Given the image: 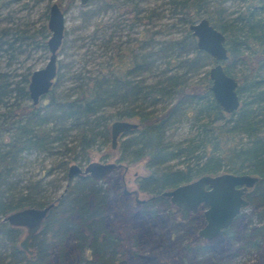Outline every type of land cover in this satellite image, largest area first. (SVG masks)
<instances>
[{"label": "trees", "instance_id": "1", "mask_svg": "<svg viewBox=\"0 0 264 264\" xmlns=\"http://www.w3.org/2000/svg\"><path fill=\"white\" fill-rule=\"evenodd\" d=\"M9 1L0 0V7ZM72 1L66 0L62 10ZM98 1L93 12L121 9V20H129L128 27L141 24L154 11L145 13L139 7L144 0ZM209 1L232 0H168L180 26L164 39H154L156 31L143 25L137 36L116 42L113 33L104 32L111 28L109 23L95 43L103 57L93 68L82 66L73 73L66 62L56 59L54 79L40 105L23 103L29 99L30 71L9 72L0 65V105L16 107L0 120V216L50 202L38 181L52 169H59L66 182L47 211L39 242L48 253L60 248L63 257L44 264H111L121 257L131 264H223L228 262L222 261L225 257L245 250L255 258L242 264H264V180L247 191L246 207L208 240L196 234L202 223L199 212L179 219L168 198L157 195L203 173L247 172L264 177V0H243L242 6L222 18L204 16L224 34L227 56L221 65L237 81L240 102L229 113L214 101L207 71L202 70L215 60L195 46L188 29ZM46 16L44 12L37 27L27 21L0 23V57L6 58V64L29 43L47 49ZM237 64L242 69L237 70ZM64 73L70 74L66 78L70 83L58 89ZM182 117L192 119L194 131L169 140L167 129ZM114 119L137 123L119 135L116 160L126 164L145 160L147 173L136 184L147 195L137 208L122 200L113 183L95 186V179L87 174L66 177L68 162L86 160L93 145L107 142V122ZM31 151L56 154L57 159L49 168H41L34 182L12 186L8 177L28 161ZM116 208L121 211L117 217ZM252 214L260 221L252 223ZM17 236L0 224V244L11 246L0 264H34L14 257ZM108 256L110 261L105 259Z\"/></svg>", "mask_w": 264, "mask_h": 264}, {"label": "rangeland", "instance_id": "2", "mask_svg": "<svg viewBox=\"0 0 264 264\" xmlns=\"http://www.w3.org/2000/svg\"><path fill=\"white\" fill-rule=\"evenodd\" d=\"M51 1L59 2L61 9L63 3L66 2V0H11L6 5L0 7V23L9 24L10 22L8 21H12L13 23H25L27 21L33 23L34 27H37L43 22L44 12H47L48 4ZM98 3V0H89L84 4H80L77 0H74L71 3H68V6L63 11L64 29L62 40L57 50V59L61 58L62 61L66 62V66H68L73 73L79 71L82 66L93 68L95 66V61L103 57V55L100 54L102 52H97L95 43L99 41L98 37L102 34L101 31L104 30L105 26L107 27L109 23L112 24L111 28L108 27L104 32L107 36L109 33H113L112 40H115L116 42H119L120 40L124 41L137 36V31L140 30L143 25L149 27L150 31H156V33L152 34L154 39L168 38L176 33L174 32L175 27L178 26L176 24V16H174V14L170 11L168 0H144L139 3V7L145 8V13H148L150 9H154V11L151 17L148 19L142 18L141 24L137 26L134 25L132 27H128L127 25L129 20H126V22L121 20V16L124 15V13L121 14V9L116 11L114 10L115 8H108L104 11L99 10L93 12L94 9L97 8ZM243 3H245L243 0L225 1L220 4L217 1H214V3L209 1L204 5L201 16L215 15L222 18L227 16L232 9L242 6ZM146 21L148 22L146 23ZM110 30L112 32H110ZM129 45L127 44V46ZM108 52L106 51V54H108ZM47 56V49L44 50L41 47H35L32 43H29L26 45L25 51L9 64H6V58L1 56L0 65L2 69H6L9 72L24 73L43 66ZM87 59H89L88 62H85ZM211 64L212 63L207 64L202 68V70L207 71ZM235 68L237 70L240 68L242 69V65L237 64ZM69 75L70 74L68 73H64V80L58 89L69 85L70 80L66 79ZM43 100L44 98L40 97L36 104L40 105ZM28 102H30V99L23 103ZM15 109L16 107L14 108L7 105H0V120L5 118L11 110ZM106 112L104 111L103 113ZM111 121L112 120L107 122L108 130ZM194 129L195 124L192 119L182 117L179 121L175 122L171 127H169V129H167V138L169 140H179L191 134ZM2 137L7 138L5 135ZM118 139L119 136L117 137L114 147L110 146V138L107 139V142H101L93 145L88 150L86 160L75 163L82 167L88 161H116L118 156ZM56 156V154L51 155L46 152L31 151L27 154L28 161L23 164H19V166L15 169V172L8 177V180L12 183V186H22L28 181L34 182V180L41 175V168H49L51 163L57 159ZM175 161L176 160H172L170 163L175 164ZM70 163L73 162H68L67 165ZM121 163L125 166V168L120 166L112 169L101 178L95 179L94 185L105 187L113 183L117 187L120 197L122 196V200L128 201V203L135 208L140 207L141 204L134 201V196L131 193L126 195L123 194V189L126 191L137 189L138 198H144L147 195L146 193L138 190L136 184V181L142 175L147 173L145 160L140 159L129 164L124 162ZM42 172L44 173V171ZM73 177L71 178L73 179ZM64 184L65 179L61 177V172L57 168H54L48 174L43 175L38 181V185L42 188V192H44V195L47 197H54L63 191ZM119 212H121L120 208H116L114 215L117 217ZM112 215H110V217H112ZM175 216L181 219L178 211L175 213ZM250 219L252 223L260 221L257 220V215L255 214H252ZM23 231L24 230L22 229V233ZM5 251L6 249L1 246L0 254L4 255ZM68 258H70V254ZM254 258L255 256L252 251L250 252L245 250L232 258L230 257V259L225 257L222 261L242 264L251 263ZM105 259L110 261L109 256ZM228 262H224L223 264H228ZM139 264L150 263L141 262Z\"/></svg>", "mask_w": 264, "mask_h": 264}, {"label": "water", "instance_id": "3", "mask_svg": "<svg viewBox=\"0 0 264 264\" xmlns=\"http://www.w3.org/2000/svg\"><path fill=\"white\" fill-rule=\"evenodd\" d=\"M77 1L84 4L89 0ZM45 26L48 31L45 40L48 56L43 66L30 71L26 85L28 97L34 105L48 91L56 72L57 50L64 29V13L56 1H51L48 4ZM188 29L195 38V46L215 60L207 70L210 79L208 88L214 101L222 111L226 113L234 111L239 106L240 98L236 91V79L225 73L221 65V61L227 56L224 34L204 16L190 22ZM136 127L137 123L134 120H112L109 124L110 146H115L117 137L121 133ZM120 166L125 168L121 162L117 161H88L82 167L73 162L67 165L66 177L87 174L93 179H99ZM261 180H264V177L247 172L203 173L191 180L163 189L157 195L167 197L169 202L178 209L181 219H186L202 206L203 223L197 228V235L207 240L231 223L235 215L248 204L247 189ZM123 193H131L136 203H142L145 200L137 197V189L130 191L123 189ZM157 195H151L150 198ZM50 206L51 203L43 207H23L7 213L2 217V220L27 227V233L21 241V244L24 245ZM115 264L131 263L122 257Z\"/></svg>", "mask_w": 264, "mask_h": 264}, {"label": "flooded vegetation", "instance_id": "4", "mask_svg": "<svg viewBox=\"0 0 264 264\" xmlns=\"http://www.w3.org/2000/svg\"><path fill=\"white\" fill-rule=\"evenodd\" d=\"M75 176V175H74ZM73 177V176H72ZM70 178V177H69ZM66 185V182L64 184V187ZM254 186V185H253ZM252 187V186H251ZM249 187L247 189V191L251 188ZM62 193V191L60 193L57 194V197ZM124 194V193H123ZM126 195V194H125ZM51 201L42 205V206H34V207H43L49 203H51V206L53 205V200L55 199V197H51ZM50 206V207H51ZM49 207V208H50ZM246 207V206H245ZM244 207V208H245ZM48 208V209H49ZM244 208H242L240 211H242ZM18 209H21V208H18ZM177 209V208H176ZM201 209H202V206H200L198 208V210L195 212V213H200L201 214ZM14 210H17V209H14ZM12 210V211H14ZM48 211V210H47ZM47 211L46 213L44 214V216L41 218L40 222H39V225L38 227L32 232V234L28 237V239L25 241L24 245L21 244V241L23 240L24 236L26 235L27 233V227L24 226V225H19V224H15V223H9L8 221L6 220H2V217H4L5 215L1 216L0 217V224L1 223H5L6 225H8L10 227V230L11 231H14V232H17L18 233V236L15 240V243H16V252H14V257H22V259H25L26 261L27 260H32V263L34 264H44L45 262H47L49 259H54V260H58V259H61L63 256H62V253L60 251V248L59 249H52L51 252H47L46 251V246L42 245V244H39V242H41L43 240V237H42V225H43V222L46 220V216H47ZM178 211V209H177ZM239 211V212H240ZM11 212V211H10ZM9 213V212H8ZM195 213H191L190 215L192 214H195ZM189 215V216H190ZM188 216V217H189ZM236 216V215H235ZM187 217V218H188ZM202 217V215H201ZM186 218V219H187ZM234 219V218H233ZM183 220V219H182ZM232 222V221H231ZM202 223H203V218H202ZM201 223V225H202ZM200 225V226H201ZM45 226V225H44ZM22 229L24 230L23 233H22ZM45 229V228H44ZM222 230V229H221ZM22 234V235H21ZM196 234H197V230H196ZM198 236V235H197ZM199 237V236H198ZM201 238V237H200ZM204 239V238H203ZM211 239V238H210ZM206 240V239H205ZM208 240V239H207ZM3 246L6 251H5V254L2 255L0 254V257H4V256H7L9 255L10 251H11V246L7 245L6 243H2L0 244V247ZM55 252V253H54ZM122 258V257H121ZM118 260V259H117ZM116 260V261H117ZM114 261L113 263L111 264H115Z\"/></svg>", "mask_w": 264, "mask_h": 264}]
</instances>
